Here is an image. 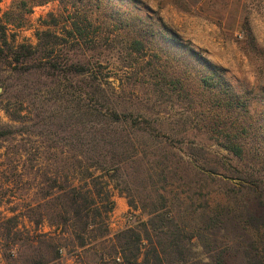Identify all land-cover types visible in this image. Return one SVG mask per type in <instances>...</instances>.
Returning <instances> with one entry per match:
<instances>
[{"label":"trees","instance_id":"obj_1","mask_svg":"<svg viewBox=\"0 0 264 264\" xmlns=\"http://www.w3.org/2000/svg\"><path fill=\"white\" fill-rule=\"evenodd\" d=\"M27 7L23 2L19 15L29 11ZM10 16L6 13L0 20V64L18 75L40 72L47 78H88L77 90L76 112L62 123L52 120L39 132L50 144L34 154L26 184L22 176H15L17 166L10 169L12 158L8 164L0 162V247L10 264H59L67 249L77 264H264V178L250 167L255 160L264 161L263 91L239 95L200 53L171 38L164 39L166 48H157L148 40L149 33L140 29L128 41L129 58L151 50L155 60L145 73L149 88L162 97L182 95L181 107L191 113L184 108L181 115L186 116L167 128L158 113L121 109L113 101L97 70L103 67L101 54L86 58L99 47L86 46L93 24L85 14L76 11L69 23L67 33L74 43L47 31L39 34L35 48L10 46L4 24L22 20ZM58 49H62L59 55ZM183 53L198 75L196 87L185 78L188 68L169 66L161 58L178 59ZM88 98L91 103H86ZM1 109L13 121L24 111L2 104ZM193 130L208 135L231 160L247 162L249 168L239 169L218 158L199 167L179 152L160 150L159 142L175 149L174 144L184 142L182 136ZM18 135L14 128L0 126V148ZM20 150L27 153L17 147L12 156L22 158ZM200 172L216 176L214 182L225 187L233 183L226 202L211 197L196 207L192 196L185 200L177 193L172 183H186ZM130 174L151 181L148 200L129 202L146 218L112 235L111 182Z\"/></svg>","mask_w":264,"mask_h":264},{"label":"rangeland","instance_id":"obj_2","mask_svg":"<svg viewBox=\"0 0 264 264\" xmlns=\"http://www.w3.org/2000/svg\"><path fill=\"white\" fill-rule=\"evenodd\" d=\"M23 2L28 4L29 11L19 15ZM76 11L85 14L93 24V27H88L90 32L86 46L99 47L86 53V58L93 59L96 54H101L103 67H97L102 72H99L100 80H103L104 87L121 109L158 113L167 128H173L181 116H186L181 115L185 109L187 111L185 106V109L181 107L184 102L182 95L173 93L162 97L149 88L151 81L145 73L149 70L153 52L146 50V55L135 54L129 58L128 41L136 38L140 29L149 33L148 40L154 42L157 48H166L164 39L171 38L187 49L200 53L221 71L233 91L239 95L259 90L264 92V0H79L72 6L60 0H0V20L6 13L12 14L10 18L22 19L14 25L4 24L8 43L13 47L25 45L35 48L39 43V34L47 31L68 40L69 44L74 43L75 40L67 32ZM58 50L59 55L62 49ZM161 58L169 66L188 68L185 78L191 85L197 86L198 75L191 68L193 62L184 53L179 55V62L167 55ZM188 61L192 63L188 65ZM156 63H159V59ZM96 66H92V70ZM38 73L18 75L11 67L0 64L2 107L24 110L20 118L17 115V121L11 120L3 109L0 110V126L12 127L21 134L13 142L3 144L0 162L8 164L12 158L14 162L10 169L18 167L15 176L23 177V185L28 182L31 168L35 165L34 154L50 144L38 135L39 132L52 120L62 123V119L76 112L79 102L77 90L88 82L87 77L65 80L62 77H43ZM86 103H91L89 98ZM182 137L184 142H176L175 149L160 142L158 146L168 153L179 152L186 162L199 167L218 158L239 169L249 168L247 162L231 160L228 153L212 142L208 135H200L193 130ZM17 147H23L27 152L20 150L19 153L24 154L22 158L12 156ZM6 151L9 156L5 155ZM250 167L264 178V161L255 160ZM200 173V176L192 174L186 178V183H172L178 187L177 193L185 200L192 196L196 207L202 206L211 197L227 201L233 183L225 187L214 182L216 176ZM195 186L199 189H195ZM151 187L150 179H137L132 174L117 177L111 182L115 202V210L110 216L112 235L135 227L140 219L146 218L141 211L132 209L129 202L138 204L140 199L148 200ZM186 203L189 205L188 200ZM42 230L46 232L48 228L45 226ZM69 250L64 251V259L59 264H77ZM0 264H10L1 247Z\"/></svg>","mask_w":264,"mask_h":264}]
</instances>
